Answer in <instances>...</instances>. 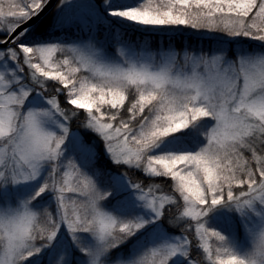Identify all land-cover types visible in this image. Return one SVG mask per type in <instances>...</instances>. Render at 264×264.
Segmentation results:
<instances>
[{
	"label": "snow or ice",
	"instance_id": "6c2138e0",
	"mask_svg": "<svg viewBox=\"0 0 264 264\" xmlns=\"http://www.w3.org/2000/svg\"><path fill=\"white\" fill-rule=\"evenodd\" d=\"M49 8L0 0V264H264V0Z\"/></svg>",
	"mask_w": 264,
	"mask_h": 264
},
{
	"label": "trees",
	"instance_id": "16d2710c",
	"mask_svg": "<svg viewBox=\"0 0 264 264\" xmlns=\"http://www.w3.org/2000/svg\"><path fill=\"white\" fill-rule=\"evenodd\" d=\"M97 2H99V0H97ZM53 10H54V8L49 13H47L40 21H38L41 28L46 27L48 24H50L52 22ZM130 35H131V39L134 41L137 40L138 37L140 39H143L145 36V34L143 32H131ZM182 40H183V38H180V39H177L174 41L177 48H179L181 46ZM187 42L191 45H196L199 43V41L197 40V38L195 36L188 37ZM144 43L148 44L151 49L156 50L160 47V35L155 34L151 37L150 40H145ZM163 46L165 48L168 47V40L166 37L163 40ZM73 127L75 128V125Z\"/></svg>",
	"mask_w": 264,
	"mask_h": 264
},
{
	"label": "water",
	"instance_id": "95a60500",
	"mask_svg": "<svg viewBox=\"0 0 264 264\" xmlns=\"http://www.w3.org/2000/svg\"><path fill=\"white\" fill-rule=\"evenodd\" d=\"M57 2H58V0H51L52 8H49V9L46 11V13L43 14V17H44L47 13H49V12L55 7V5H56ZM43 17H42V18H43Z\"/></svg>",
	"mask_w": 264,
	"mask_h": 264
}]
</instances>
